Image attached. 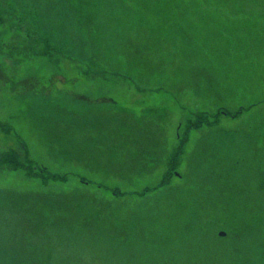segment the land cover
<instances>
[{
    "label": "rangeland",
    "instance_id": "374dc122",
    "mask_svg": "<svg viewBox=\"0 0 264 264\" xmlns=\"http://www.w3.org/2000/svg\"><path fill=\"white\" fill-rule=\"evenodd\" d=\"M213 2L0 0L34 165H0V264H264V0Z\"/></svg>",
    "mask_w": 264,
    "mask_h": 264
},
{
    "label": "trees",
    "instance_id": "16d2710c",
    "mask_svg": "<svg viewBox=\"0 0 264 264\" xmlns=\"http://www.w3.org/2000/svg\"><path fill=\"white\" fill-rule=\"evenodd\" d=\"M209 1H214L213 3L215 4L214 6H216V7H221L220 5H218V4H216V0H204V2L205 3H209ZM227 1H232V0H227ZM246 1H249V0H246ZM205 9H208V11L209 12H211V13H213V14H215V12H219L220 14H224V12L222 11V10H218V9H216V8H205ZM206 11V10H205ZM208 11H206V13L207 14H209V15H211V16H213L214 17V20H217L216 19V17L214 16V15H212V14H210ZM226 15V14H225ZM207 16V15H206ZM228 18H229V16H227ZM229 20H230V22H231V24H233V25H243V24H245V23H248V22H250V20H248V19H245V18H242V19H232V18H229ZM232 27V26H231ZM228 27H227V25H225L224 24V26H223V29H227ZM244 29V28H243ZM234 30H236V28H234V29H231L230 30V32H233ZM216 32V31H215ZM1 164H7V165H9V166H12V167H23L24 169H26V170H28V171H30V173H32V168H33V164H32V162L31 163H27L26 164V162H23L22 164L21 163H17V159H15L14 157H13V155H11V154H9V155H6V156H4V157H2L1 159H0V165ZM43 172V171H42ZM45 178H48L49 176H44ZM51 177V176H50ZM10 259V258H9ZM17 260H18V257H17ZM16 264H19V263H16Z\"/></svg>",
    "mask_w": 264,
    "mask_h": 264
}]
</instances>
